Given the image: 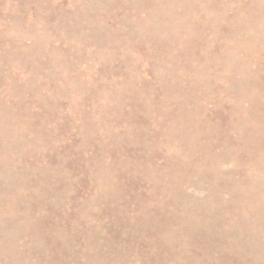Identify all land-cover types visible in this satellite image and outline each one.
Here are the masks:
<instances>
[{
	"label": "rangeland",
	"instance_id": "374dc122",
	"mask_svg": "<svg viewBox=\"0 0 264 264\" xmlns=\"http://www.w3.org/2000/svg\"><path fill=\"white\" fill-rule=\"evenodd\" d=\"M0 264H264V0H0Z\"/></svg>",
	"mask_w": 264,
	"mask_h": 264
}]
</instances>
